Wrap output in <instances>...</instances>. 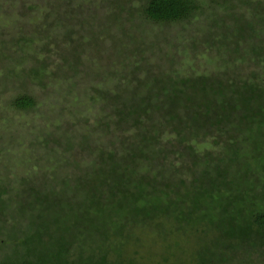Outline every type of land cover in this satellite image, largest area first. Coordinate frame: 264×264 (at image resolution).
Listing matches in <instances>:
<instances>
[{"label":"trees","instance_id":"obj_1","mask_svg":"<svg viewBox=\"0 0 264 264\" xmlns=\"http://www.w3.org/2000/svg\"><path fill=\"white\" fill-rule=\"evenodd\" d=\"M95 1L49 0L43 24L4 12L11 106L82 78L91 107L79 132L37 137L64 174L0 182V264H264V0Z\"/></svg>","mask_w":264,"mask_h":264},{"label":"rangeland","instance_id":"obj_2","mask_svg":"<svg viewBox=\"0 0 264 264\" xmlns=\"http://www.w3.org/2000/svg\"><path fill=\"white\" fill-rule=\"evenodd\" d=\"M1 2L2 0H0V5ZM3 3L7 5L5 8H1L0 6V33H5L13 29V26H11L12 23L10 24V16L4 14L5 10L8 11L11 9L16 11V13L19 14L17 17L20 24H33V22L43 24V22L50 21L53 16L45 19L47 18L46 15L53 10L49 0H6V2ZM30 4L35 6V11L33 13L27 11L26 6ZM94 4L97 6H106L107 2L106 0H104V2L102 0H96ZM97 9H99V7ZM104 10H98V12H96V17L99 22H104L102 16L108 14L106 10L104 13H101ZM42 30L44 31L43 28ZM93 30H97V28ZM178 30H180L178 25L170 27L171 32L175 33ZM88 31L89 33L91 32L90 30ZM1 36L2 35H0V38ZM57 38H59V35ZM82 39L84 41L87 40V38ZM37 42L39 43L40 41ZM57 43L55 39L52 40L51 43H48L50 44L48 55L49 60L53 61L52 63L58 62L57 57L59 56V48L57 49ZM96 46L90 49V46H86L87 48L85 50L87 51L89 49L91 58L94 56L95 51L98 50ZM201 59L204 60L203 58ZM199 62L200 66L205 65L204 61L202 62L200 60ZM79 63L83 71H90V61L88 59L80 61ZM28 64H30V62H28ZM186 66L187 63L183 68H187ZM15 81L16 77L13 75L4 79L0 71V148H5L4 150H0V182H5V177H7L14 185V179L18 175L25 174V172H38L40 174L42 172H51L54 169H58L60 170L59 173L61 172L64 174L66 170L70 169V163H68L69 161L66 157L68 154H61L65 149L56 146L58 148L53 149V151L56 152V161L54 164H50V162H52L50 152L47 148L45 149L42 144L38 143L37 137L40 135L38 138L40 141H43L48 135H52L53 133L57 134L62 132L64 134L65 129H68V132L73 131V133H75L74 130L77 132L81 130L79 124L83 126L82 121L84 119H82V121L76 119L75 116L77 115L74 113V110L77 109V105L80 102H86L87 100L88 105L86 106L85 104L84 111L89 114L86 107H91V104L86 97L87 92L84 90L86 88L85 86H89V80L79 78V80L70 79L64 80V82L60 81L59 85L61 87V92L54 93L50 98L42 99L39 105L30 111H19L11 106L9 100L16 94ZM71 84L74 85L72 86ZM68 89L71 90L68 91ZM34 90L38 91V88L36 87ZM81 97L83 98L80 99ZM95 102L97 101H92V103ZM61 106L64 107V114H62L60 109ZM84 111L81 113L85 115ZM41 113H43V115ZM57 129H59V132ZM15 133H17L16 136H23L26 134V138L15 137ZM14 139L17 141H13ZM6 147H10L11 149L6 150ZM79 162L80 160L76 161V163Z\"/></svg>","mask_w":264,"mask_h":264}]
</instances>
